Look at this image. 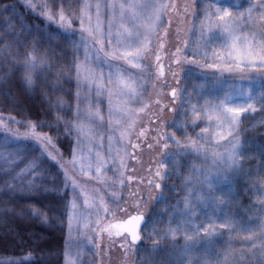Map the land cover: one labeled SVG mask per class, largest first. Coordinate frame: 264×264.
<instances>
[{"label": "rangeland", "instance_id": "rangeland-1", "mask_svg": "<svg viewBox=\"0 0 264 264\" xmlns=\"http://www.w3.org/2000/svg\"><path fill=\"white\" fill-rule=\"evenodd\" d=\"M32 2L39 5L43 0ZM84 2L85 0H78V8L75 11L64 9L66 19L72 21L69 32L75 33V40L80 37L79 15ZM90 2L94 5L96 0ZM115 2L118 4L121 0ZM163 2L170 5L174 3L176 8L167 10L161 26L150 33V51L140 60L141 67L132 68L123 60L108 61L118 66L125 79L137 90V95L130 100L127 89H122L125 93L123 95L118 91L121 86L115 79L117 67L110 69L107 63L97 67L99 61L89 60L88 66L95 71L96 82L89 84L82 77L78 80L76 65L84 63V48L82 46L76 48L72 42L67 41L72 45L73 51L74 91L70 99L60 100L56 104V112L66 132L64 138L69 143L66 156L62 154L46 126L42 130L38 129V132L51 138L53 143L48 147L56 159L49 158L47 153L42 155L39 146L31 140H21L18 146L3 143L2 137L5 132L0 130V198L5 194H27L29 192L25 189L29 187L43 188L45 191L54 190L58 194L64 209L62 218L65 238L62 264H149V260H154L156 264H170L177 258L176 250L185 244L191 247L190 251L180 257L183 264H252V251L257 250L250 248L251 239L254 237H250L244 229H253L252 231L259 235L258 230L264 225V210L260 220L255 224V219L249 223L244 217H237L231 207L233 186L238 180L239 170L230 169L219 157L220 155L227 157L232 143L239 141L241 145L243 133L238 123L229 136L228 124L225 122L223 127L220 126L221 121L216 119L218 113L214 109L218 106L247 108L248 104H252L255 110H264V68L257 66L258 60L253 64L247 59L238 60L235 55L228 56V49L225 48L223 40L224 21L215 14L218 8L221 9V14L224 9H229L230 17L225 19L238 25L236 31L238 36L243 37L250 32L264 35V28H261L259 21L260 13H253L254 24L247 19L248 5L258 4L260 0H163ZM101 3L106 4L108 0H101ZM59 11L60 8L55 10L57 20ZM260 11L264 12V9ZM242 13L244 19H240ZM92 14L95 23L94 7ZM109 19L107 10L102 7L101 26L105 35L108 32ZM3 23L10 26L8 20ZM202 28L204 39H201ZM60 29L64 33V29ZM140 31L143 33V29ZM116 32L117 27L114 26L113 45L118 39H126L117 37ZM208 36L212 39L205 44ZM89 40L90 44H95L94 38ZM161 43L163 48L160 47ZM197 45L200 54L194 59L198 62L189 63V59L193 58V52L197 51ZM105 48L107 50V43ZM177 48L181 49L179 55H176ZM157 54L160 56L159 61L156 60ZM36 59L43 63L38 64L32 76L44 74L46 70L45 60L41 56H36ZM177 59L179 63L175 62ZM24 65L25 61L23 69L28 76ZM161 70L163 75H160ZM110 75L111 83L108 81ZM109 89L112 91L111 97ZM173 89L177 91L175 100L169 95ZM98 90L102 94L98 95ZM249 95L251 99H248ZM229 96L230 105H224L222 102ZM110 99L112 105L129 101L133 114L136 109L147 105L139 114L130 137L131 142L137 144L135 149L127 140L120 141L119 130L126 127L128 119L120 113H113V116L109 117ZM97 109L100 110L102 119L96 117L90 122L89 112L95 113ZM9 117L0 115L2 118L0 124ZM117 120L120 122L116 123ZM18 121L22 123L8 124L7 129L23 134L28 130L27 125L31 121ZM204 129L207 131H203ZM111 130H115L110 153L115 162L109 160L107 163L104 179L109 181V184L105 185L82 175L81 164L87 168V165L92 163L91 174L95 175L97 150L102 156L106 158L109 156L108 137ZM141 131L144 133L142 136ZM160 134L165 137L174 136L181 145H191L195 141L200 150L189 147L187 151L191 155H180L172 159L164 154L183 150L178 149L167 139L158 141L157 136ZM221 136L226 139H221ZM9 139L14 140L13 137ZM165 143L168 144L167 148L164 147ZM74 148L79 158L75 169L70 163ZM125 149L128 152L127 156L124 155ZM38 156L39 167L30 173L19 175ZM122 156L126 165L124 168L120 166ZM162 160L166 162L167 167L161 171L167 172L169 178L162 182L163 190L158 192L155 184L160 181L155 174ZM240 161L241 155L236 157L238 169ZM61 164L67 167L69 175L87 186L90 196L97 200L103 197L116 219L125 220L132 215L144 214L146 220L139 229L142 243L139 244V241L132 245L125 233L111 239L106 233L96 237L94 210L89 229L77 226L75 221L72 222L70 229L69 202L73 199V193L71 182H65V170ZM208 176L212 178V187L204 183L205 177ZM225 176L228 179H224ZM58 178L60 185L55 188L57 185L54 186L52 183ZM189 180L190 183H186ZM32 181L35 183L30 184ZM149 181H152L151 185ZM189 195L196 210V215L192 218L197 225L203 224L204 227H208L206 221H210L215 226L214 231L209 229L212 235L209 236L201 230L193 239L187 240L183 232L178 233L175 238L167 234L170 220H174V223L180 222L179 216L173 218L172 214L183 211L185 197ZM201 195L205 198L211 196L212 199L201 204ZM155 197L163 199H154ZM79 203L82 208L83 197H80ZM226 220L230 221L231 226L220 227L219 225ZM109 221H113L112 215L103 223L107 224ZM192 229H195V225ZM153 248L157 251L151 252ZM139 249L141 252L136 255ZM28 257L0 256V262H16L26 260Z\"/></svg>", "mask_w": 264, "mask_h": 264}, {"label": "snow or ice", "instance_id": "snow-or-ice-1", "mask_svg": "<svg viewBox=\"0 0 264 264\" xmlns=\"http://www.w3.org/2000/svg\"><path fill=\"white\" fill-rule=\"evenodd\" d=\"M61 8L58 14V20L56 19L57 13L55 12L56 0H43V2L39 5L32 2V0H25L24 7L27 9H31L33 12L40 9L41 14L45 17V19L50 22V24H59V28L64 29V34L67 41L73 43V46L76 48H80L81 46L84 48V63L76 65L77 71V79L83 78L89 84L96 82L97 77L95 71L88 66L89 60H96L100 63L97 67H102L104 64H108V67L111 69L113 67H117L116 74V82L121 86L120 94H125L122 89H127V94L129 95V100L132 97L137 95V90L133 87L132 83L125 79L124 73L118 68V66L108 63L111 60H123L128 63L132 68L141 67L140 60L145 55L146 52L150 51V33L155 32L163 23V17L167 10L176 8V5L172 3L171 5L168 3H164L163 0H121L120 3H116L115 0H108V3L103 4L101 0H96V3L93 5L90 0H85V2L81 5L80 8V37L78 40H75V33L69 32V29L72 28V21L70 19H66L65 12L63 8V2L61 0ZM95 8V23H93V14L92 9ZM105 8L110 17L108 22V32L105 35L101 26V8ZM264 9V0H260L258 4H249L247 8V19L252 21L253 24L255 20L253 19V13H260L259 21L261 28H264V12L260 10ZM9 10V6H4L0 8V12H7ZM219 19L224 21L222 25L223 33H224V46L228 49V56L231 57L235 55L236 59L243 60L247 59L251 63L255 64L256 61H259L257 66L264 68V35H259L256 32H250L248 35H244L243 37L236 35L238 25L235 23L229 22L225 17H230V10L224 9L223 14H221V9L218 8L215 14ZM240 19H244L243 13L240 16ZM116 26L117 32L116 36L120 38L126 37V39H118L116 44L113 45V33L112 28ZM22 27V26H21ZM140 29H143V33H141ZM210 30V26H209ZM39 34V33H38ZM135 37V40H133ZM52 38H60L59 37V29L56 31H50L48 33L47 39L49 42ZM89 38H94L95 44H90ZM201 39H204V29L201 30ZM212 37L208 36L205 40V44L211 41ZM19 43V41H17ZM25 41V45H26ZM107 43V50L105 48V44ZM95 45H99L97 48ZM187 42H185V47H187ZM35 47L36 44L33 42V52L30 53L25 59V70L29 73L26 78V83L28 88L33 86L32 73L36 71L38 64L42 65V61L38 62L35 56ZM163 48V43L160 45ZM181 52L180 48L176 49V55H179ZM199 45H197V51L193 52V58L189 59V63H197L194 58L199 56ZM156 60H160L159 54L156 56ZM179 63L180 61L177 59L175 61ZM160 75H163V71L161 70ZM100 79H103L101 75ZM109 83L112 82V76L110 75L108 78ZM97 94H102L99 90ZM241 95L242 90H241ZM173 99L175 100L177 96L176 89H173L171 92ZM109 96H112V91L109 89ZM251 95H249L248 99H251ZM159 103V101H157ZM224 105H230V96L225 97L222 102ZM147 105H143L139 109L135 110V114H133V109L129 107V101H124L123 103H118L116 105H112L111 99L109 100V117L113 116V113H120L123 117H127L128 122L126 127L119 130L120 141L127 140L128 143L131 144V147L135 149L137 144L131 142V135L137 123V118L140 113L144 111ZM248 109H252L255 111V107L252 104H248L247 108L241 107H216L214 111L218 113L216 119L221 121L220 126L223 127V124L226 122L228 124V135H232V131L235 126L240 122L242 114L245 113ZM96 117H100V110L97 109L95 113L89 112V121L92 122ZM102 119V117H100ZM212 118L211 115L209 117ZM2 119V118H0ZM120 121L117 120L116 123ZM22 121L16 120L14 117H9L6 121H3L0 124V130L5 132L2 137V141L5 144H16L18 146V142L21 140H31L36 142V144L41 149V154L47 153V156L51 159H56L55 156L49 151V145L53 142L49 136L46 134H41L38 132L42 130L45 126L51 128V124H42L36 121H31L28 123V130L21 134L18 131H9L7 129L8 124H21ZM111 123V121H110ZM71 131V129H69ZM115 130H111L109 133V156L106 158L102 156L101 152L97 150L96 152V162L94 165L95 175L93 176L92 169L93 164L89 163L87 168L81 164V173L84 176L89 177L90 179H95L100 184H109V181L104 179V175L107 169V163L111 160L113 163L115 162V158L111 156V143L113 140V133ZM203 131H207L204 129ZM143 131L140 132L142 136ZM9 137H13L14 140H10ZM221 139H226V137L221 136ZM169 140L174 143L178 149H182L183 151H177L174 153H165L164 155L175 159L180 155H191L190 152L187 151L189 147L196 148L197 151L200 150V146L196 144L195 141L191 145H181L178 140H175V137H165L160 134L157 136L158 141ZM79 142V141H78ZM165 148L168 147V144L165 143ZM240 143L236 141L232 143L227 152V157L225 155H220L219 159L226 164L230 169L239 170L236 167V157L241 155L240 153ZM91 151V148H89ZM125 156L128 155L127 150L125 149ZM78 155L76 148L73 149L72 159L70 163L72 164L73 169H75L78 162ZM40 157L38 156L36 160L32 161L25 170H22L19 175H24L26 173H30L34 169L39 167ZM120 166L121 168L126 167L124 157H120ZM61 167L64 168V178L65 182H71L73 199L69 202V227L71 229L72 222L75 221L77 226H83L85 229H89L92 225V217L93 210L94 215L96 217L95 224L96 227L94 229L96 233V237H99L103 234H107L111 239L113 236L119 237L123 233H127L135 244L139 239V229L145 223L144 214H138L130 216L127 220L116 219L115 215L111 212V209L108 207L103 197H100L98 200L89 195V190L87 186L83 185L80 181H78L74 176L69 175L68 169L64 164H61ZM167 167L166 162L164 160L161 161L159 168L156 171V177L160 182L155 184V188L158 192L163 190L162 182L169 178L168 173L165 171H161ZM123 175V173H121ZM224 179H228L227 176ZM114 182V181H113ZM123 183V181H120ZM35 181L30 182V184H34ZM152 181H149L151 185ZM186 183H190L186 181ZM204 183L209 187H212V178L210 176L205 177ZM38 189L35 187H29L25 189L28 192H34ZM77 190H79V194L77 195ZM83 197V207L81 208L79 199ZM154 199H163L162 197H155ZM212 199L211 196L205 198L201 195L200 203H208ZM139 207V205H138ZM39 210L34 212V215L39 216ZM109 215L113 216V221H109L107 224L103 222L108 219ZM196 215V210L192 205L191 195L185 197V205L183 211L180 213H173L172 216L175 218L179 216L180 222L174 223V220L169 221L168 233L173 238L178 233L183 232L186 236L187 240L193 239V236L203 230L207 235H212V232L209 229L215 230V226L210 222L206 221L208 227H204L203 224L197 225L194 217ZM46 219V218H45ZM195 225V229H192V226ZM222 228H228L231 226L230 221L226 220L225 222L219 225ZM233 230H235L233 228ZM248 233L250 237H254L251 239L250 248L258 251H252V264H264V225L260 226L259 235H256L252 230L244 229ZM192 234H189V233ZM166 234V235H167ZM190 245L185 244L182 248L177 249V258L170 262V264H183V261L180 259L183 255H185L188 251H190ZM151 252H156L157 249L153 248L150 250ZM19 264H26V261H20ZM149 264H156L154 260H149Z\"/></svg>", "mask_w": 264, "mask_h": 264}, {"label": "trees", "instance_id": "trees-1", "mask_svg": "<svg viewBox=\"0 0 264 264\" xmlns=\"http://www.w3.org/2000/svg\"><path fill=\"white\" fill-rule=\"evenodd\" d=\"M62 2L64 9L78 8V0ZM24 4L25 0H0V8L9 6L7 12H0V115L51 124L48 132L66 156L69 143L64 138L66 132L56 104L73 95L72 45L57 23L50 24L39 8L33 12ZM61 6V0H56L55 10ZM6 20L10 26L3 23ZM57 29L60 38L49 42L48 33ZM33 42L35 56H41L47 65L44 74L32 76L33 86L28 88L23 62L33 52ZM239 124L243 133L242 153L231 207L237 217H244L249 223L255 219L256 224L264 210V110L243 113ZM52 185L59 187V178ZM37 210L39 216L34 215ZM62 214L64 209L54 190L40 188L27 194L3 195L0 198V256H29L23 260L26 264H62L65 238ZM139 252L140 249L136 255Z\"/></svg>", "mask_w": 264, "mask_h": 264}, {"label": "water", "instance_id": "water-1", "mask_svg": "<svg viewBox=\"0 0 264 264\" xmlns=\"http://www.w3.org/2000/svg\"><path fill=\"white\" fill-rule=\"evenodd\" d=\"M171 92H172V90L169 92V95L172 97V95H171ZM137 215V214H136ZM133 216V215H132ZM129 217H127L125 220H127ZM125 234H127V233H125ZM127 236H128V239H129V241L131 242V243H133L132 242V240H131V237L127 234ZM140 241V239L136 242V243H138Z\"/></svg>", "mask_w": 264, "mask_h": 264}]
</instances>
